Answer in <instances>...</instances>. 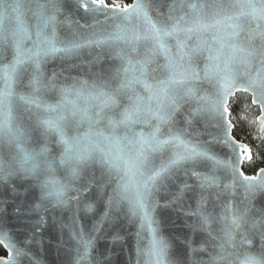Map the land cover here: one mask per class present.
Wrapping results in <instances>:
<instances>
[{"label": "snow or ice", "instance_id": "6c2138e0", "mask_svg": "<svg viewBox=\"0 0 264 264\" xmlns=\"http://www.w3.org/2000/svg\"><path fill=\"white\" fill-rule=\"evenodd\" d=\"M258 160L264 0H0V264H264Z\"/></svg>", "mask_w": 264, "mask_h": 264}, {"label": "water", "instance_id": "95a60500", "mask_svg": "<svg viewBox=\"0 0 264 264\" xmlns=\"http://www.w3.org/2000/svg\"><path fill=\"white\" fill-rule=\"evenodd\" d=\"M244 165H242V170L244 171L243 168ZM245 172V171H244ZM246 174V173H245ZM248 175V174H247ZM254 175V174H251ZM165 221H166V234L167 233H177L180 228H181V220L177 219L175 214H170V213H165L164 214ZM199 239V237H197ZM6 255V253H5ZM3 255V256H5ZM2 257V256H0ZM42 258L45 261V264H64V261L66 260V257L64 256L63 253H61L59 256L53 249H48L46 253L42 254ZM121 260L127 261V255L121 256Z\"/></svg>", "mask_w": 264, "mask_h": 264}, {"label": "trees", "instance_id": "16d2710c", "mask_svg": "<svg viewBox=\"0 0 264 264\" xmlns=\"http://www.w3.org/2000/svg\"><path fill=\"white\" fill-rule=\"evenodd\" d=\"M127 2H131V0H127ZM248 129L246 127L242 128L238 133H237V139H244L247 136ZM247 142L255 144V141L251 140V137H248ZM260 167H264V162L257 161L255 164L248 166L247 164H244L243 168L246 174L251 175V174H256L258 169ZM5 255V252L2 248H0V256Z\"/></svg>", "mask_w": 264, "mask_h": 264}]
</instances>
